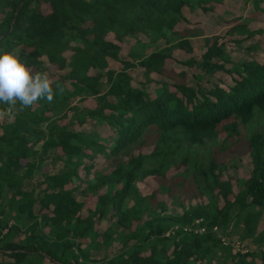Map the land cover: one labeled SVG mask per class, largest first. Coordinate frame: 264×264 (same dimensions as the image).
I'll list each match as a JSON object with an SVG mask.
<instances>
[{
	"label": "trees",
	"instance_id": "obj_1",
	"mask_svg": "<svg viewBox=\"0 0 264 264\" xmlns=\"http://www.w3.org/2000/svg\"><path fill=\"white\" fill-rule=\"evenodd\" d=\"M233 5L230 0H0V50L18 51L33 74L47 73L54 92L51 103L41 99L24 108L19 102L0 103L12 109L11 119L0 124V264H43L44 259L264 264V245L232 251L233 242L222 240L239 221L241 230L250 232L249 221L264 212V132L248 135L247 171L236 179L223 173L234 163L219 162L216 154L207 162L189 164L186 155L177 159L183 143L217 140L224 148L256 111L264 112V59L244 58L226 67L218 35L203 37L200 59H178L201 74L223 70L225 76L212 86L202 90L189 84V69L167 63L175 62L176 49L192 51L190 37L203 35L195 22L210 12L219 24L231 20L228 34L259 32L246 27ZM127 37L133 39L127 57L119 69L110 68L108 59L118 58L119 41ZM129 68H140L137 85L131 81L138 73ZM201 74L191 71L194 79ZM151 82L159 92L149 89ZM89 126L108 135L89 132ZM133 143L136 152L129 148ZM147 145L150 150L142 151ZM52 149L62 170H48L43 157L32 159ZM185 167L193 194L187 202L182 197L179 211H170L157 194H172ZM37 171L40 177L23 187ZM148 175L158 186L142 193L137 182ZM105 209L117 228L100 225ZM256 240L262 242L264 232ZM114 243L120 249L91 255Z\"/></svg>",
	"mask_w": 264,
	"mask_h": 264
},
{
	"label": "rangeland",
	"instance_id": "obj_2",
	"mask_svg": "<svg viewBox=\"0 0 264 264\" xmlns=\"http://www.w3.org/2000/svg\"><path fill=\"white\" fill-rule=\"evenodd\" d=\"M231 4H234L232 6V9L235 14H240L243 17L240 18L241 21H245L246 27L250 29H259V32L255 33L252 37L249 36H240L238 34H228L227 30L232 25L231 20L228 21H222L221 24L217 23V16L213 12H210L208 17L203 16L201 19H198L197 22H195L197 26H199L203 30V35L200 34L199 36H192L190 37V41L192 43V51L191 52H184L183 49H176L174 51V57L176 58L175 62L172 60V58L167 59L168 64H173V67H175L177 70L179 69H186L189 71L187 72V79L188 83L192 84L193 86H199L202 90L205 88L212 86L214 82L218 80V76H225V72L223 70H215L211 74H201L202 71L198 70V67H189L188 65H185L178 61V59H186L193 57L195 59H200V54L204 50V42L203 37L210 36L213 37L214 35H218L219 41H222V46L226 50L225 57V66L230 67L232 66V63L239 62L241 59H256L259 61H262L264 59V10L259 8L260 6L264 5V0H259L258 4L259 6H256L253 0H230ZM45 6V5H44ZM229 15V14H228ZM229 17H232L231 15ZM192 20H194V17H191ZM194 23V22H193ZM178 27H183L182 24L178 25ZM205 34V35H204ZM143 35L141 34V37ZM144 39H147L143 36ZM131 39L130 37L122 39V41H119L120 44V50L118 53V58H109L108 63L110 68L119 69L122 65L120 60L124 57H127L126 53L131 45ZM158 43H163V39L160 38ZM66 55L69 54V51L65 52ZM45 64H47L46 58H44ZM134 69V70H133ZM128 69V71L132 74L135 72L138 73L136 79L134 78L131 82L134 85H137L136 80L140 78V68H133ZM64 71V70H62ZM105 71V70H102ZM191 71L193 73H199L202 75L200 79L196 78L194 79L193 76H191ZM234 74V71L232 72ZM235 75V74H234ZM228 81H232V79H228ZM106 87V83L103 85V89ZM148 87L150 90L155 91L156 93L159 92L161 89L158 85H155L153 82L148 84ZM78 96L72 97L71 102L77 101ZM90 100L88 99L87 102ZM2 113H0V121L4 118L1 117ZM9 119L8 117L6 118ZM1 124V122H0ZM74 129L80 130L81 126L74 124ZM253 131H262L264 132V112L256 111L254 114V117L252 120H250L246 125L240 126L239 128V134L236 136H232V138L228 139L225 143V147H220L222 144H220L217 140H209L202 144H188L183 143V154H179L177 156V159H181L183 155H186L187 160L189 164H191L192 160L201 159L203 162H207L211 155L216 154V156L219 158V162H225L226 164L233 162V165H227L226 168H224L223 173L225 177L233 176L235 179L240 176H242L247 171V161L249 159L247 154V138L248 135ZM89 132L93 133H99L102 136L108 135L106 131L98 127L97 130H93L91 126H89ZM151 134H154V131L151 130ZM136 143H133L129 146V148L135 149ZM142 151H149L150 146H142ZM135 152L137 149L134 150ZM60 155L54 151V149L49 150L48 152L39 151V154L32 156V159H39L40 157H43L44 164L43 166L48 167V170L51 169V171H59L63 169V164L61 162ZM119 157H122V153L119 154ZM126 156L124 155V158ZM101 157L96 158L97 164H101ZM223 160V161H220ZM189 169L187 167L180 169L179 171V183L177 188L174 189V192L170 195L158 193L157 198L164 199L167 202L168 209L170 211L177 212L179 211L180 205L179 201L184 198V201L187 202L190 196H192L194 188L190 186V183L193 182L191 171L185 170ZM37 171L35 173V176L33 179H26L22 186L25 188H30L34 182V180L38 179L40 177V174ZM183 182V183H182ZM139 189L142 193H149L153 188H156L158 186V181L156 178L152 175H148L144 178V180L137 182ZM184 190V191H182ZM205 199V196H203ZM203 199V200H204ZM4 201H6V198H4ZM196 199L194 197H191L190 202H194ZM111 211L109 209H105V216L102 218V223L100 225L108 224L113 228H117L118 225L115 223L114 219L110 218ZM251 224L252 230L250 232H243L241 230L240 226H243L240 224L239 226H235V231L230 236L224 235L227 240L233 242V250H240L245 251L247 249H259L262 248L261 246L264 245V240L262 242H258L256 239L258 236H260L264 232V212L259 213L255 218L249 221ZM239 231V232H237ZM232 239V240H231ZM237 243V244H235ZM259 244V245H258ZM119 245V246H118ZM120 249V244H111L108 246H103L100 249L97 250H91V255L95 258L103 257L106 254H111L113 251ZM4 259L9 260L8 256L4 255ZM222 259V258H221ZM229 260V259H228ZM260 260H257L256 262L259 263ZM229 263V262H227ZM43 264H56L54 261H51L50 259H44Z\"/></svg>",
	"mask_w": 264,
	"mask_h": 264
},
{
	"label": "clouds",
	"instance_id": "obj_3",
	"mask_svg": "<svg viewBox=\"0 0 264 264\" xmlns=\"http://www.w3.org/2000/svg\"><path fill=\"white\" fill-rule=\"evenodd\" d=\"M54 98L52 81L47 73H35L19 57L18 51L0 50V103L31 107L37 101L46 99L51 103ZM10 108H0V112ZM12 111V109L10 108ZM12 115V113H11ZM5 117L0 122H8Z\"/></svg>",
	"mask_w": 264,
	"mask_h": 264
},
{
	"label": "built area",
	"instance_id": "obj_4",
	"mask_svg": "<svg viewBox=\"0 0 264 264\" xmlns=\"http://www.w3.org/2000/svg\"><path fill=\"white\" fill-rule=\"evenodd\" d=\"M0 113H2L1 117H3V118L12 116L10 108H6L5 110L1 111ZM214 228L216 229V226H214ZM203 229H204L203 227L200 228V230H203ZM222 240L224 243L228 242V240L223 236H222ZM235 244H237V243H235Z\"/></svg>",
	"mask_w": 264,
	"mask_h": 264
}]
</instances>
